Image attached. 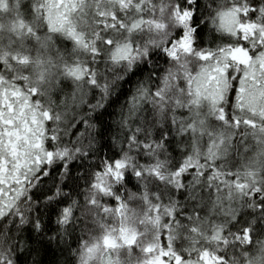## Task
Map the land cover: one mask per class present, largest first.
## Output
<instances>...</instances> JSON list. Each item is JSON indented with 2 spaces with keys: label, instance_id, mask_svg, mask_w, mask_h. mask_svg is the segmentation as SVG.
<instances>
[{
  "label": "snow or ice",
  "instance_id": "snow-or-ice-1",
  "mask_svg": "<svg viewBox=\"0 0 264 264\" xmlns=\"http://www.w3.org/2000/svg\"><path fill=\"white\" fill-rule=\"evenodd\" d=\"M0 264H264V0H0Z\"/></svg>",
  "mask_w": 264,
  "mask_h": 264
}]
</instances>
